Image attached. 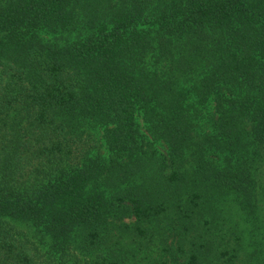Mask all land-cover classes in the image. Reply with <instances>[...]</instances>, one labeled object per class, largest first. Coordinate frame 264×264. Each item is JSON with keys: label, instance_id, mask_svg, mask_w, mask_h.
I'll return each instance as SVG.
<instances>
[{"label": "trees", "instance_id": "trees-1", "mask_svg": "<svg viewBox=\"0 0 264 264\" xmlns=\"http://www.w3.org/2000/svg\"><path fill=\"white\" fill-rule=\"evenodd\" d=\"M229 210L264 264V0H0V264H238Z\"/></svg>", "mask_w": 264, "mask_h": 264}, {"label": "rangeland", "instance_id": "rangeland-1", "mask_svg": "<svg viewBox=\"0 0 264 264\" xmlns=\"http://www.w3.org/2000/svg\"><path fill=\"white\" fill-rule=\"evenodd\" d=\"M142 131H145V129L142 128ZM102 150L103 151L105 150L104 146H102ZM230 211L231 210H229V218L225 220L224 217H222L221 218L222 225H219L220 227L219 226L215 227V228L219 227V229L214 230L212 228L211 230L206 231V229L203 228L199 233L197 234L194 233L193 235L196 236L197 238H193V240L189 245V249L199 247L201 246V244L207 245L208 243L212 242L214 243L212 249L214 253L217 254L225 247L228 249H236L241 246L242 251L239 253L238 264H244V263L250 264L247 260L249 259L250 254L254 251L256 246L251 238L253 233H250V228L248 224L244 221L243 218H240L237 212H235L234 210H232V212ZM202 239H208L209 242L202 243ZM169 245L171 249L172 247H174V249L177 247L176 243H170ZM160 250L163 251V245L162 248L154 246L148 249L149 251L148 253L153 252L155 254H153V256L147 259V256L145 254L147 249H145L144 252H142L139 255V263L143 262L144 264H148L153 260L154 257L157 256V253L163 255L164 253L161 252ZM160 257L161 256H157V258ZM166 257L168 260H170L169 254ZM182 263H183V259L180 258L178 259L175 258L174 260L169 262V264H182Z\"/></svg>", "mask_w": 264, "mask_h": 264}]
</instances>
